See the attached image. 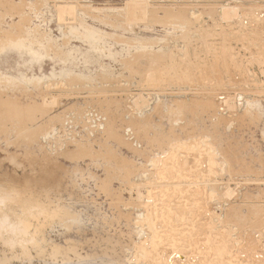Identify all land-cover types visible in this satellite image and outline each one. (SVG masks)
Returning a JSON list of instances; mask_svg holds the SVG:
<instances>
[{
  "label": "rangeland",
  "instance_id": "rangeland-1",
  "mask_svg": "<svg viewBox=\"0 0 264 264\" xmlns=\"http://www.w3.org/2000/svg\"><path fill=\"white\" fill-rule=\"evenodd\" d=\"M0 51V264H264V0H0Z\"/></svg>",
  "mask_w": 264,
  "mask_h": 264
},
{
  "label": "bare ground",
  "instance_id": "bare-ground-1",
  "mask_svg": "<svg viewBox=\"0 0 264 264\" xmlns=\"http://www.w3.org/2000/svg\"><path fill=\"white\" fill-rule=\"evenodd\" d=\"M43 1V0H42ZM2 6V5H1ZM23 6V5H22ZM29 10H30V8H28ZM58 18H59V20H66L67 19V17L68 16H71L70 18H73L72 16H74L75 14H76V11L75 10H73V9H69V8H62L61 6L60 7H58ZM169 11V10H168ZM15 12V11H14ZM31 12V11H30ZM126 12H128V11H126ZM166 12V11H165ZM172 12V11H171ZM151 13V12H150ZM155 13V12H154ZM169 13V12H168ZM172 15H174L173 13H171ZM170 14V15H171ZM164 15H165V13H164ZM15 16V15H14ZM106 16V15H105ZM169 18H172V17H169ZM25 19V18H24ZM29 20V19H28ZM164 20V19H163ZM166 20V19H165ZM24 21V20H23ZM31 21V20H30ZM57 22H58V20H57ZM163 22V21H162ZM28 24V23H27ZM66 24V23H65ZM88 27V26H87ZM34 31V30H33ZM97 32V31H96ZM8 34H9V32H8ZM19 35H20V33H19ZM14 38V37H13ZM22 38V37H21ZM27 40V39H26ZM8 43H9V40H8ZM99 43V42H98ZM97 43V44H98ZM19 44V43H18ZM41 44V43H40ZM42 45V44H41ZM145 45V44H144ZM97 48H98V46H97ZM96 48V49H97ZM102 51H104L105 52V50H102ZM108 51V50H107ZM1 52V51H0ZM50 52V51H49ZM60 52V51H59ZM110 52V51H109ZM135 57V56H134ZM40 56H36L35 58H34V61H39L40 60ZM63 61V60H62ZM90 65V64H89ZM56 77V76H55ZM76 78V77H75ZM84 78V77H83ZM80 79V78H79ZM103 79V78H102ZM81 80V79H80ZM2 81V80H1ZM39 82H40V80H39ZM80 82H83V80L82 81H79V83ZM85 82V81H84ZM7 83V82H6ZM35 83H37V82H35ZM41 83V82H40ZM3 84V83H2ZM5 84V83H4ZM19 84V83H18ZM29 84V83H28ZM77 84V83H76ZM40 86V85H39ZM4 95V94H3ZM1 96V95H0ZM16 98V97H15ZM16 100V99H15ZM4 101V100H3ZM6 101H7V98H6ZM10 101H11V99H10ZM14 101V100H13ZM0 102H2V100H1V98H0ZM9 102V101H8ZM10 103V102H9ZM15 103V102H14ZM3 104V103H2ZM1 104V105H2ZM107 104V103H106ZM7 105H8V107H9V104L7 103ZM6 105V106H7ZM15 105H16V103H15ZM12 107V106H11ZM13 108V107H12ZM17 108V107H16ZM25 108H27V107H25ZM29 108V107H28ZM27 108V109H28ZM36 108V107H35ZM20 109V108H19ZM39 109V108H38ZM41 109V108H40ZM44 109V108H43ZM5 110H6V108H5ZM10 110V109H9ZM29 110V109H28ZM34 111H35V109H34ZM108 111V110H107ZM23 112H24V110H23ZM25 112H27V111H25ZM8 113V112H7ZM18 113V112H17ZM32 113V112H31ZM9 114V113H8ZM46 114V113H45ZM10 115H11V113H10ZM24 115V114H23ZM27 115H28V113H27ZM42 115H43V113H42ZM5 115H3V117H4ZM41 116V115H40ZM14 117H16V116H14ZM31 117V116H30ZM34 117V116H33ZM32 117V118H33ZM7 119H8V117H6ZM28 118H29V116H28ZM5 119V118H4ZM13 119V118H12ZM17 119V118H16ZM25 119H26V117H25ZM35 119V118H34ZM11 120V119H10ZM22 120V119H21ZM33 120V119H32ZM24 121V120H23ZM62 121V120H61ZM4 123H6V122H4ZM60 123V122H59ZM63 124V123H62ZM0 126H2V124L0 125ZM21 127V126H20ZM3 128H5V127H3L2 126V128L1 129H3ZM0 129V130H1ZM159 139V138H158ZM115 141V140H114ZM119 143V142H118ZM111 148V147H110ZM82 153V152H81ZM86 153V152H85ZM77 154V153H76ZM88 154V153H87ZM98 157V156H97ZM75 159V158H74ZM117 161V160H116ZM123 165V164H122ZM118 166V165H117ZM132 166V165H131ZM123 167V166H122ZM119 168V167H118ZM108 169V168H107ZM115 169V168H114ZM113 169V170H114ZM110 170V169H109ZM146 170V169H145ZM125 173V172H124ZM130 174V173H129ZM108 177H110V176H108ZM125 177V176H124ZM124 177H123V179H124ZM127 177V176H126ZM122 179V178H121ZM108 180V179H107ZM110 180V179H109ZM125 180V179H124ZM105 183V182H104ZM107 187V186H106ZM1 192H2V190H1ZM0 192V193H1ZM3 192H4V190H3ZM4 194V193H3ZM7 194H8V192H7ZM6 194V195H7ZM5 195V194H4ZM9 196H11L10 195V193H9V195H7L6 196V198L8 199L9 198ZM14 196V197H13ZM2 197V196H1ZM12 197L15 199V197H17V196H15V195H12ZM6 198L4 199V196L2 197V198H0V200H5V202H6ZM11 199L12 201L14 200V199ZM9 201H10V198L8 199ZM16 200H17V198H16ZM8 201V202H9ZM24 203V202H23ZM5 205H6V203H4ZM21 204V203H20ZM23 205V204H22ZM25 207V206H24ZM23 207V209L24 210H26L25 208ZM30 209V208H29ZM23 210V211H24ZM32 211L34 210L33 208L31 209ZM1 211V210H0ZM28 211V212H27ZM26 212H25V214L26 213H29V211L30 210H27ZM31 212V211H30ZM45 213V212H44ZM0 214H2V216H0V229L2 230V229H4L5 230V232H7L8 230H9V232L11 233V232H16L18 235H16V236H13V235H10L9 234V232H7L8 233V235L9 236H13V239H14V242H16V243H27V241L28 240H30L29 239V237H26V235H24L23 233H25L26 231H27V227H25V225H23L24 223H21V221L20 222H18V220L17 221H11L10 219H9V217L7 216V215H3V213L1 212ZM59 214V213H58ZM51 217V216H50ZM70 217V216H69ZM73 217V216H72ZM75 219V218H74ZM22 222H23V220H22ZM25 223H27V222H25ZM28 224V223H27ZM29 227V226H28ZM8 229V230H7ZM25 229H26V231H25ZM3 230V231H4ZM7 230V231H6ZM2 231V232H3ZM29 231V230H28ZM28 233V232H27ZM31 233V232H30ZM0 234H2L1 232H0ZM29 234V233H28ZM137 234V233H136ZM140 234V233H139ZM8 237V236H7ZM15 237V238H14ZM10 240H12V239H10ZM10 240H9V242H10ZM6 241H7V239H6ZM6 241H5V243H6ZM13 241V240H12ZM11 241V243H13ZM29 242H32V241H28V243ZM33 242H34V239H33ZM36 243H37V241H36ZM8 245H9V243H7ZM15 245V244H14ZM17 245V244H16ZM33 245V244H32ZM37 245V244H36ZM11 246V245H10ZM12 247V246H11ZM60 248V247H59ZM174 257H175V259L178 261V262H183L184 261V258L186 259V257L181 253V252H179V251H175L174 252ZM58 261V260H57Z\"/></svg>",
  "mask_w": 264,
  "mask_h": 264
},
{
  "label": "clouds",
  "instance_id": "clouds-1",
  "mask_svg": "<svg viewBox=\"0 0 264 264\" xmlns=\"http://www.w3.org/2000/svg\"><path fill=\"white\" fill-rule=\"evenodd\" d=\"M3 204H4V201L3 200H0V210H2V208H3ZM24 235H26V232L25 233H23ZM11 235H13V236H16V235H18L16 232H11Z\"/></svg>",
  "mask_w": 264,
  "mask_h": 264
}]
</instances>
